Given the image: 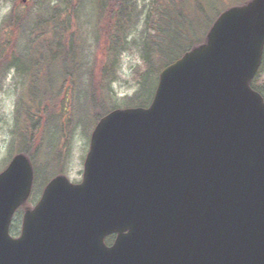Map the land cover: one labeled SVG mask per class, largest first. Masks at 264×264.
<instances>
[{
	"label": "water",
	"instance_id": "obj_1",
	"mask_svg": "<svg viewBox=\"0 0 264 264\" xmlns=\"http://www.w3.org/2000/svg\"><path fill=\"white\" fill-rule=\"evenodd\" d=\"M263 50L264 0L225 12L162 72L149 109L100 122L83 183L55 179L20 240L8 230L33 170L15 158L0 175V264H262L264 101L250 83Z\"/></svg>",
	"mask_w": 264,
	"mask_h": 264
},
{
	"label": "trees",
	"instance_id": "obj_2",
	"mask_svg": "<svg viewBox=\"0 0 264 264\" xmlns=\"http://www.w3.org/2000/svg\"><path fill=\"white\" fill-rule=\"evenodd\" d=\"M138 1L98 0L97 7L104 10L100 13L99 23L102 25L99 29L101 32L109 30L106 51L95 60L86 59L88 45L80 37L79 31L69 33L72 22L83 13L85 0H38L39 14L32 20L30 29H33L26 36L27 43L17 45V51L10 60L5 58L7 53L4 46L0 45V61L3 58L1 63H5L0 69V77L4 75L5 79L14 69L22 77L28 91V101L21 97L18 102L14 136L24 139L23 144H28V149L35 148L36 153H43L47 149L55 150L56 146V153L61 159L58 158L50 169L54 171L51 176L66 173L65 163L70 152L71 134L82 115L78 116L79 112L86 110L87 116L91 114L96 126L102 118L116 109L147 107L153 99L161 70L198 45L195 42L186 48L180 46L181 39L189 41L192 29L178 26V17L190 14L198 16L199 27L203 26L207 32L231 4H243L245 0H150L148 12L146 7L140 11L142 14L146 10V24L141 29L136 24V20L140 19ZM111 6L116 10L109 13L106 8ZM28 21L30 20L20 19L17 31L15 26H11L10 29L17 32L14 35L26 33L29 29L25 30L24 25ZM109 21L111 27L108 25ZM130 36H133L131 41L128 40ZM131 42L141 53L144 72L136 95L118 100L112 86L119 77L122 55L131 50ZM50 67H54L56 72L50 85L52 87L56 84L53 90H57L58 97L57 109L53 112L46 107V99H49L47 93L53 90L44 91L35 85L37 77L47 74ZM263 75L264 57L260 70L251 83V87L264 97ZM45 83H48V79ZM19 118L26 120L23 122ZM26 149L22 152L30 155ZM31 159L38 169L35 159Z\"/></svg>",
	"mask_w": 264,
	"mask_h": 264
},
{
	"label": "rangeland",
	"instance_id": "obj_3",
	"mask_svg": "<svg viewBox=\"0 0 264 264\" xmlns=\"http://www.w3.org/2000/svg\"><path fill=\"white\" fill-rule=\"evenodd\" d=\"M24 0H0V45L4 46V51H6L7 58L10 60L12 58V54L17 51V45H23L27 43L26 36L32 31L30 26H32V20L35 19L38 14V0H28L27 3L23 4ZM235 1V0H233ZM249 1V0H245ZM244 1V2H245ZM150 0H139V14L140 19L136 20L137 27L141 29L142 26H145L146 21V10ZM98 0H85V7L83 8V13L80 15L76 21L72 22L71 33H75L79 31L80 37H83L87 42V53L86 59H93L95 60L98 56L104 55V52L107 48L108 43V30L106 32H101L100 27L101 23H99V17L101 16L100 13L104 12L101 7H97ZM229 4V2L227 1ZM232 5V4H231ZM235 5V4H234ZM146 7V10L140 14L141 8ZM116 9L114 7H107L106 11L109 13L114 12ZM148 12V10H147ZM211 17V15H210ZM196 18V19H195ZM20 19L27 20L29 19L25 25L24 29H29L26 33L20 34L16 36L17 32V24ZM200 18L195 15H187L183 16L176 20V24L178 26L187 27L188 29H192L189 33L190 39L189 41L185 42L182 39L180 40V46L182 48L189 47L191 44L195 42H199L203 38L204 28L203 26L199 27ZM80 27H78V24ZM110 22V23H109ZM108 22L109 27H111V21ZM152 23V22H151ZM150 23V24H151ZM185 23V24H184ZM187 23V24H186ZM15 26L16 31H12L10 28ZM79 28V29H78ZM13 33V35H11ZM206 35V34H205ZM152 36V35H151ZM182 37V36H181ZM133 36H130L128 40H132ZM179 42L178 38L175 39ZM203 41V40H202ZM205 41V39H204ZM131 50L127 53L122 55V63L119 71V77L117 82L112 86L116 99L121 100V98L129 99L134 97L139 90V82L141 80V74L144 72V65L140 59L141 53L138 51L136 47H134L133 43L131 42ZM3 58L0 61V69L4 65L1 63ZM49 72L42 77H37L35 80V85L37 88L50 90L53 89V86L56 87V84L51 87V81H54L56 72L54 67L49 68ZM44 71V73H46ZM9 75V74H8ZM49 75V76H46ZM4 76V75H3ZM3 76L0 77V166L5 167L7 160L9 159L10 155L13 156L20 153V145L14 143V133L16 131L15 119L17 116V106L18 102L20 101L21 97H24L26 101H28V91H26V86L22 78L18 77L16 72L13 71L9 77L7 76L3 79ZM48 79V83L45 82ZM85 80L87 81V77L85 76ZM45 81V82H44ZM84 82V81H83ZM264 82V75L263 80ZM38 84V85H37ZM66 84L64 85L63 89L65 88ZM84 89H88L84 87ZM57 90L54 89L52 92L47 93L49 95V99H46V107L50 109V111H54L57 109ZM53 99V100H52ZM45 106L43 105L42 108ZM85 113V114H84ZM82 114V115H81ZM81 115V119L77 124L74 133L72 132L71 136V147L68 158L66 160V168L65 174L68 179L74 184H80L83 182L84 178V171H85V161L87 155L90 151V138L88 136L93 131L94 121L91 118V114L89 116L86 115L85 112H79L78 116ZM21 121L25 122L26 118H19ZM38 121V120H37ZM33 130V129H32ZM35 132V129H34ZM90 137V136H89ZM37 147V146H36ZM47 157L46 160L43 157L41 159V163L39 164L40 173L43 169V176L40 179L42 181L45 179L46 181L49 180L51 175H53L54 171L50 170L58 161L59 155L56 153V146L55 151L49 153L47 149ZM56 153V156L55 154ZM42 156V152H41ZM9 161V160H8ZM47 166L42 168V164L46 163ZM1 168V167H0ZM3 169V168H2ZM2 171V170H1ZM0 171V172H1ZM41 176V174H40ZM38 191L42 190V185L37 186ZM32 206H25L24 209L30 210ZM12 238L17 239L20 237L21 233L19 231L13 230Z\"/></svg>",
	"mask_w": 264,
	"mask_h": 264
},
{
	"label": "flooded vegetation",
	"instance_id": "obj_4",
	"mask_svg": "<svg viewBox=\"0 0 264 264\" xmlns=\"http://www.w3.org/2000/svg\"><path fill=\"white\" fill-rule=\"evenodd\" d=\"M38 202L39 200L30 199L28 203L24 206H27V205L30 207L32 206L31 209H33V207L36 206ZM24 206L18 209L17 212L15 213L14 218L12 220V225L10 227V234H12L13 230L19 231L22 234L23 228H24V218H25V213H26ZM245 264H249L248 261ZM262 264H264V261L262 262Z\"/></svg>",
	"mask_w": 264,
	"mask_h": 264
}]
</instances>
